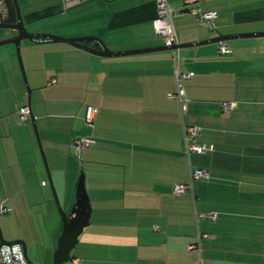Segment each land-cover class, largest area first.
Wrapping results in <instances>:
<instances>
[{
    "label": "crops",
    "instance_id": "obj_1",
    "mask_svg": "<svg viewBox=\"0 0 264 264\" xmlns=\"http://www.w3.org/2000/svg\"><path fill=\"white\" fill-rule=\"evenodd\" d=\"M18 3L32 32L94 36L112 51L165 45L153 26L155 0ZM172 5L179 43L264 32V0ZM192 8L216 17L206 23ZM223 42L229 52L215 42L111 57L66 42L23 40L30 105L16 49L0 51V188L26 200L37 187L49 202L37 136L15 114L28 104L67 212L85 174L92 205L86 240L101 244L100 264H264V36ZM83 43L101 48L94 39ZM178 56L181 72L191 74L182 81L186 109L169 98ZM225 102L236 106L225 109ZM88 105L100 109L93 129L85 125ZM186 126L199 127L195 142L212 149L187 154ZM87 135L95 142L80 160L73 139ZM196 169L210 176L192 179ZM177 183L192 188L177 195ZM199 234L206 235L201 248L189 249Z\"/></svg>",
    "mask_w": 264,
    "mask_h": 264
},
{
    "label": "water",
    "instance_id": "obj_2",
    "mask_svg": "<svg viewBox=\"0 0 264 264\" xmlns=\"http://www.w3.org/2000/svg\"><path fill=\"white\" fill-rule=\"evenodd\" d=\"M5 2L8 8V17L0 22V30H11L13 31V35H11L10 37H6L5 39H2V40L0 39V46L7 45V44H14L16 47L18 60L20 63V67L22 69V74L24 77L26 87L28 89L29 105H30L31 88H30V85H29V82L26 76L25 67H24L23 58H22L21 43L23 40H31V41L49 40V41H54V42H66V43L75 45L77 47H80L82 49H85L87 51H90L94 54L114 57V56H122V55L136 54V53L159 51V50H175V49H180L183 47L195 46V45H200V44H205V43L223 42L230 38L264 36V32L220 35L218 37L211 38L206 41L178 43L173 46L162 45V46L145 48V49L112 51L107 47V45L101 39H99L98 37H94V36L65 38V37L48 34V33L29 31V29L26 28L25 22L22 18L18 0H5ZM90 39H94L98 41L101 45V48L96 49V48H93L83 43ZM31 119H32V123L35 128L36 136L38 139L40 150L42 152L44 163L47 168L49 182L53 190L55 200L59 207V211H60L62 222H63L61 234L57 242V248L54 253L53 264H64L72 259L71 251L78 244L80 235L83 233L85 228L88 227L90 224V219L92 215V205H91L90 197H89V194L86 188V178H85V174L81 173L78 179V183H77L75 203L69 212L65 211L60 204L58 194H57V191H56V188H55V185H54L51 173H50L48 161H47L44 149L42 147L36 120L32 112H31ZM0 238H1L2 244H8V245H11L13 243L21 244L23 247L27 262L29 264H36L34 261L30 259L28 255V247H27L26 241L23 239L7 241L4 237L1 225H0Z\"/></svg>",
    "mask_w": 264,
    "mask_h": 264
},
{
    "label": "rangeland",
    "instance_id": "obj_3",
    "mask_svg": "<svg viewBox=\"0 0 264 264\" xmlns=\"http://www.w3.org/2000/svg\"><path fill=\"white\" fill-rule=\"evenodd\" d=\"M2 33L4 32L0 30L1 40L5 39L2 37ZM6 48L10 51L12 50V48L16 49L14 44H7L0 46V51L3 52ZM1 59L3 60L4 57H2ZM23 63L25 67L24 58ZM25 72L28 78L26 67ZM28 82L32 90L29 78ZM17 120L21 124L31 125L34 130V135L36 136L32 119H30V121L28 122H21L19 119ZM38 132L40 134L39 128ZM39 136L41 139V135ZM48 185L49 189L47 192L49 202L46 201L43 195V191H41V189H37V187L36 190L31 194V199L29 195H27L26 200L23 199L22 194H18L19 200H15V191L11 189L10 191L12 193H8L4 189L0 188V205L3 202L7 201V199H9V203L11 204V211L7 214L0 215V225L2 227L4 237L7 241H14L18 239L25 240L28 246V255L30 259L36 264H53L54 253L57 248L58 238L61 234L63 225L59 207L55 200L49 180ZM56 191L60 204L64 209V205L61 200V194H59L57 188ZM86 228L80 235L78 244L71 251L72 259L64 264H100L99 260L103 258L104 254L102 255L101 253H103L104 250L99 243H87L86 234L88 233V231L86 230ZM74 258H77V263H73Z\"/></svg>",
    "mask_w": 264,
    "mask_h": 264
},
{
    "label": "built area",
    "instance_id": "obj_4",
    "mask_svg": "<svg viewBox=\"0 0 264 264\" xmlns=\"http://www.w3.org/2000/svg\"><path fill=\"white\" fill-rule=\"evenodd\" d=\"M157 15L153 21V26L160 36L165 45L173 46L179 43L178 31L175 24V18L177 12L172 5V0H155ZM192 13L200 15L204 22L209 23L216 17V12H203L201 13L198 8H192ZM8 17V8L5 0H0V22ZM212 27V26H211ZM220 51L229 52L230 49L220 42ZM175 76L177 82L176 91L169 94V98L178 99L181 103L183 109L187 108V101L184 98L185 89L183 85V79L189 78L190 73H182L180 70V56H178ZM56 79H51L50 83H55ZM225 109H232L236 106V103H223L222 105ZM99 107L94 105H88L85 114V125L88 128L93 129L96 123V117L99 113ZM16 116L21 122H28L31 119V109L28 104L19 105L16 109ZM201 129L197 126H186L184 145L185 152L190 153H205L207 150L212 149L211 146L201 145L195 142L196 137L199 135ZM95 139L93 136H79L73 139L72 149L74 154L80 159L84 151L93 143ZM210 176L209 172L204 169H196L191 173L192 179H206ZM192 188L191 183H177L174 185V193L177 195H182ZM11 211L8 201L3 202L0 205V215L7 214ZM209 218L214 220L217 215L210 214L207 215ZM206 235H198V241L189 246V249L201 248V237ZM0 264H29L25 258L24 250L21 244L13 243L11 245L2 244L0 238Z\"/></svg>",
    "mask_w": 264,
    "mask_h": 264
},
{
    "label": "trees",
    "instance_id": "obj_5",
    "mask_svg": "<svg viewBox=\"0 0 264 264\" xmlns=\"http://www.w3.org/2000/svg\"><path fill=\"white\" fill-rule=\"evenodd\" d=\"M87 109V108H86ZM86 114V113H85ZM83 156V155H82ZM81 159V158H80Z\"/></svg>",
    "mask_w": 264,
    "mask_h": 264
},
{
    "label": "flooded vegetation",
    "instance_id": "obj_6",
    "mask_svg": "<svg viewBox=\"0 0 264 264\" xmlns=\"http://www.w3.org/2000/svg\"><path fill=\"white\" fill-rule=\"evenodd\" d=\"M28 247V246H27Z\"/></svg>",
    "mask_w": 264,
    "mask_h": 264
}]
</instances>
